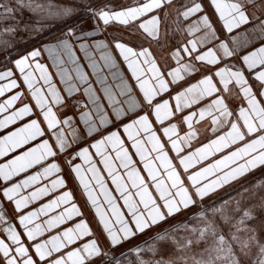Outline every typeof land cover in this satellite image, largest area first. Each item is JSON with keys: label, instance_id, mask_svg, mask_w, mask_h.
Segmentation results:
<instances>
[{"label": "snow or ice", "instance_id": "6c2138e0", "mask_svg": "<svg viewBox=\"0 0 264 264\" xmlns=\"http://www.w3.org/2000/svg\"><path fill=\"white\" fill-rule=\"evenodd\" d=\"M0 264H264V0H0Z\"/></svg>", "mask_w": 264, "mask_h": 264}]
</instances>
